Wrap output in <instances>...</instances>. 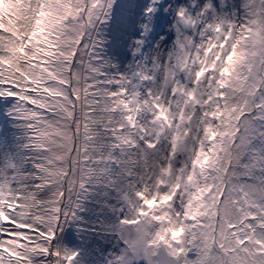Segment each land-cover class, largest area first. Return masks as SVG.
Returning a JSON list of instances; mask_svg holds the SVG:
<instances>
[{
  "label": "snow or ice",
  "instance_id": "obj_1",
  "mask_svg": "<svg viewBox=\"0 0 264 264\" xmlns=\"http://www.w3.org/2000/svg\"><path fill=\"white\" fill-rule=\"evenodd\" d=\"M10 3L0 264H264V0Z\"/></svg>",
  "mask_w": 264,
  "mask_h": 264
},
{
  "label": "rangeland",
  "instance_id": "obj_2",
  "mask_svg": "<svg viewBox=\"0 0 264 264\" xmlns=\"http://www.w3.org/2000/svg\"><path fill=\"white\" fill-rule=\"evenodd\" d=\"M15 7L16 5L11 4L10 0H0V17H3L8 11H11Z\"/></svg>",
  "mask_w": 264,
  "mask_h": 264
}]
</instances>
